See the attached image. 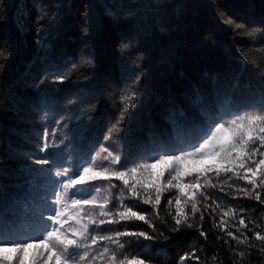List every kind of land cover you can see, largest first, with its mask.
<instances>
[{
	"label": "snow or ice",
	"instance_id": "1",
	"mask_svg": "<svg viewBox=\"0 0 264 264\" xmlns=\"http://www.w3.org/2000/svg\"><path fill=\"white\" fill-rule=\"evenodd\" d=\"M171 5L81 0L75 6L80 46L71 56L56 57L48 54V38L64 25L66 0L42 5L35 42L46 54L40 73L23 80L36 92L27 105L15 82L8 83L11 46L0 41V113L28 117L34 137H25V148L0 135V264H151L149 254L141 258L136 249L161 237L177 239L173 234L185 230L197 235L180 264L186 257L208 264L198 253L210 251V237L227 249L229 264H264V63L255 66L257 82L247 94L239 91L237 70L227 59L215 70L157 88L149 81L152 59L162 70L182 61L188 30L198 34L200 45L213 39L196 21L170 17ZM12 9L11 0H0V23H7ZM15 13L19 22L23 7ZM219 15L235 25L234 32L264 45V0L258 21L237 22L226 10ZM102 35L122 67L115 88L97 73L95 42ZM77 74L87 83L65 92ZM112 92L119 103L103 142L85 141ZM142 109L151 123L146 139L129 129ZM13 160L16 169L7 167ZM233 202L239 212L227 207Z\"/></svg>",
	"mask_w": 264,
	"mask_h": 264
},
{
	"label": "trees",
	"instance_id": "2",
	"mask_svg": "<svg viewBox=\"0 0 264 264\" xmlns=\"http://www.w3.org/2000/svg\"><path fill=\"white\" fill-rule=\"evenodd\" d=\"M80 2L81 0H66L67 13L64 25L48 38L50 45L48 54L50 56L56 57L59 53H67L71 56L80 46V41L77 38L79 14L75 7ZM11 3L13 9L10 11L7 23H0V41H7L11 46L8 83L11 85L15 82L14 91L22 103L27 105L35 101L36 92L26 86L23 80L35 77L40 73L42 68L41 57L46 54L45 50L35 42L37 33L34 20L42 5L46 8L51 7L55 0H11ZM17 6L23 7V15L19 22L15 13ZM223 10L235 17L237 22H255L260 19V0H172V5L168 9L170 17L196 21L199 30L206 33L210 32L213 39L206 45H200L198 34L191 30L186 31L183 36L187 46L184 59L176 63L170 70H162L155 59H152L148 68L149 81L157 88H161L163 83L179 81L200 75L204 71L215 70L227 59L231 66L237 70V79L240 81L239 91L247 94L248 87L257 82L255 66L264 63V45L252 44L251 37L244 33L234 32L235 25L226 17H220L219 11ZM97 14L101 28L107 31L108 23L106 19L102 18V9H97ZM95 50L99 60L98 75L115 88L121 82L122 67L115 58L110 42L102 35L95 42ZM246 59L249 61L247 64ZM3 80L4 78H0V86H3ZM85 83L87 81L77 74L72 77V82L66 83L63 88L65 92H70ZM118 103L119 94L117 92L109 93L107 102L101 105L97 118L88 125L85 141L87 138H92L103 142V134L106 132L105 124L114 119L117 114ZM153 118L156 119L157 123H160L158 117L154 116ZM27 119L28 117L18 119L11 111L0 113V135L6 137L13 147L27 148L29 145L25 137L34 138L32 137L31 125ZM129 129L135 137L144 139L148 137L151 131V123L146 110L142 109L135 114L129 124ZM71 135L72 133H69V136ZM18 166V162L15 160L7 165L10 169H16ZM255 203V201H245L246 205H254ZM227 207H232L239 212L235 202L227 205ZM172 210L174 212V207ZM261 210H256L257 216H260ZM164 215V212L161 211V216ZM238 219L239 215H236L234 220ZM234 220L230 219L228 222L231 224ZM209 226L208 224L205 225L206 231ZM166 227L162 230L166 231ZM144 228L146 229L147 226L144 225ZM173 235L178 238L166 241L161 237L155 242L145 241L141 248L136 249V252L140 253L141 258H144L143 254L147 252L151 264H180V257L185 256L190 251L197 234L193 230H185V233ZM210 244L213 246L209 252L198 253L201 260L207 258L208 264H229L230 257L227 249L219 248L217 242L211 237ZM201 246H203L202 238ZM213 254L218 256V260H211ZM185 264H195V261L193 258L186 257Z\"/></svg>",
	"mask_w": 264,
	"mask_h": 264
}]
</instances>
